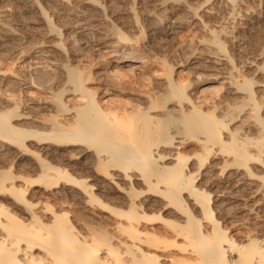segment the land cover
Instances as JSON below:
<instances>
[{
    "label": "bare ground",
    "instance_id": "1",
    "mask_svg": "<svg viewBox=\"0 0 264 264\" xmlns=\"http://www.w3.org/2000/svg\"><path fill=\"white\" fill-rule=\"evenodd\" d=\"M0 264H264V0H0Z\"/></svg>",
    "mask_w": 264,
    "mask_h": 264
}]
</instances>
